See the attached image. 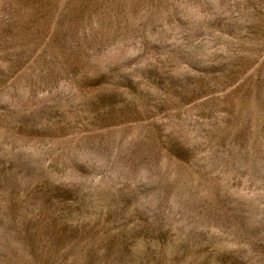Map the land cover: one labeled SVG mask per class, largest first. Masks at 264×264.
Returning a JSON list of instances; mask_svg holds the SVG:
<instances>
[{
  "label": "rangeland",
  "instance_id": "rangeland-1",
  "mask_svg": "<svg viewBox=\"0 0 264 264\" xmlns=\"http://www.w3.org/2000/svg\"><path fill=\"white\" fill-rule=\"evenodd\" d=\"M0 264H264V0H0Z\"/></svg>",
  "mask_w": 264,
  "mask_h": 264
}]
</instances>
